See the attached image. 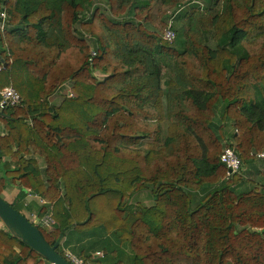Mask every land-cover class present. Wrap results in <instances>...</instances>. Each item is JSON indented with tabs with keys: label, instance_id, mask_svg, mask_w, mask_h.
I'll list each match as a JSON object with an SVG mask.
<instances>
[{
	"label": "trees",
	"instance_id": "trees-1",
	"mask_svg": "<svg viewBox=\"0 0 264 264\" xmlns=\"http://www.w3.org/2000/svg\"><path fill=\"white\" fill-rule=\"evenodd\" d=\"M99 1L0 0V89L21 97L0 110V197L27 217L35 196L67 261L62 247L83 264H264V185L220 160L264 153V0ZM7 227L0 264H48Z\"/></svg>",
	"mask_w": 264,
	"mask_h": 264
},
{
	"label": "built area",
	"instance_id": "built-area-1",
	"mask_svg": "<svg viewBox=\"0 0 264 264\" xmlns=\"http://www.w3.org/2000/svg\"><path fill=\"white\" fill-rule=\"evenodd\" d=\"M197 4L200 7H203V3L199 0H192L191 4ZM185 8L184 5H180L178 8L170 10L167 12V25L162 33L163 39L167 41L174 40L176 36V18L178 15L183 11ZM8 15L5 11L0 10V32H3L8 27ZM92 54L95 55V52L92 51ZM2 64H0V70L2 69ZM70 95V93H68ZM21 97L20 94L17 92V90L9 85L5 86L2 89H0V110L8 107V106H16L20 103ZM257 158H264V153H260L257 155ZM221 162L225 165L227 168V176L231 175L232 173H239L242 168V162L235 152V150L231 147H225L222 150V153L220 155ZM55 221L52 218L51 214H46L41 220H40V226L46 227V228H52L54 227ZM65 256L68 259V261L71 264H83V259L72 253L71 251L64 250ZM48 264H54L51 262H48Z\"/></svg>",
	"mask_w": 264,
	"mask_h": 264
},
{
	"label": "water",
	"instance_id": "water-1",
	"mask_svg": "<svg viewBox=\"0 0 264 264\" xmlns=\"http://www.w3.org/2000/svg\"><path fill=\"white\" fill-rule=\"evenodd\" d=\"M0 64L3 67L7 63L0 56ZM0 217L9 226L15 228L22 237L31 245L37 252L45 257L49 262L54 264H71L63 256H61L54 246L49 245L43 239L41 232L38 228L40 220L36 218L30 221L15 210L7 201L0 197Z\"/></svg>",
	"mask_w": 264,
	"mask_h": 264
},
{
	"label": "crops",
	"instance_id": "crops-1",
	"mask_svg": "<svg viewBox=\"0 0 264 264\" xmlns=\"http://www.w3.org/2000/svg\"><path fill=\"white\" fill-rule=\"evenodd\" d=\"M70 89V83L64 84L61 88L58 89V91L50 98L49 102L50 104L58 105L62 99L64 98V95L66 93H69ZM233 128L230 124L225 125L224 131H225V139H228L229 134L232 132ZM6 159V158H5ZM39 166L41 168H44V163L40 158H37ZM263 160L262 158H255L252 160H248L243 163L242 169L240 171V174L243 177L244 180V187L245 188H261L264 185V177L260 174V171L263 169ZM11 189L7 188V190ZM15 191V189H14ZM13 190H10V193L12 195V198L14 199L15 195L17 194V191L14 192ZM7 192V191H6ZM5 197V196H4ZM6 200H8L5 197ZM10 201V200H8ZM25 203L27 204V211H36V205L38 204V199L35 196L29 195L25 199ZM36 216V214H35ZM28 218V216H27Z\"/></svg>",
	"mask_w": 264,
	"mask_h": 264
},
{
	"label": "rangeland",
	"instance_id": "rangeland-1",
	"mask_svg": "<svg viewBox=\"0 0 264 264\" xmlns=\"http://www.w3.org/2000/svg\"><path fill=\"white\" fill-rule=\"evenodd\" d=\"M199 1H201L204 5L206 4L205 3V0H199ZM103 3H104V0H100L99 2H97V4L98 5H103ZM178 25L176 24L175 25V27H176V29L178 28L177 27ZM96 76L98 77V78H101L102 77V75L100 74V73H98V72H96ZM2 130H3V125L0 123V132H2ZM14 187H11V189H9V190H6L7 192H5L4 193V196L8 199V200H10V201H12L13 200V198H12V195H11V193H10V190H13L14 191ZM15 191H16V189H15ZM14 191V192H15ZM153 203V196H152V193L150 192V190L149 189H147V190H144V191H141V192H139L138 194H136V195H134V196H132L130 199H129V207H130V209L131 210H137V209H139V207H141L140 205H145V206H149V205H151ZM24 214H26V216H28V218H29V220L30 221H34L35 219H36V216H35V214H36V211H34L33 213H32V211H27L26 209L24 210ZM0 228H3V229H9L8 227H7V225L3 222V220L0 218ZM63 241V240H62ZM62 243V242H61ZM62 249L63 250H68V249H65V248H63L62 247ZM69 251V250H68ZM127 260H125V262H126Z\"/></svg>",
	"mask_w": 264,
	"mask_h": 264
}]
</instances>
